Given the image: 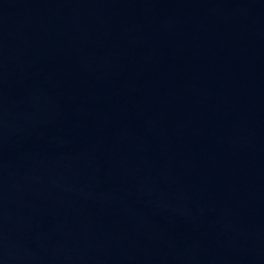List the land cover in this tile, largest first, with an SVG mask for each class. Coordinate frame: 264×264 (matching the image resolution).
Wrapping results in <instances>:
<instances>
[{
    "label": "water",
    "instance_id": "1",
    "mask_svg": "<svg viewBox=\"0 0 264 264\" xmlns=\"http://www.w3.org/2000/svg\"><path fill=\"white\" fill-rule=\"evenodd\" d=\"M0 264H264V0H0Z\"/></svg>",
    "mask_w": 264,
    "mask_h": 264
}]
</instances>
